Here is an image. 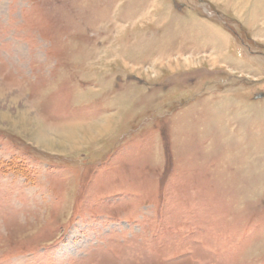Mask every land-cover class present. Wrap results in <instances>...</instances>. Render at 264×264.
Here are the masks:
<instances>
[{"label":"rangeland","instance_id":"obj_1","mask_svg":"<svg viewBox=\"0 0 264 264\" xmlns=\"http://www.w3.org/2000/svg\"><path fill=\"white\" fill-rule=\"evenodd\" d=\"M0 264H264V0H0Z\"/></svg>","mask_w":264,"mask_h":264}]
</instances>
